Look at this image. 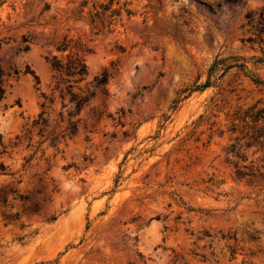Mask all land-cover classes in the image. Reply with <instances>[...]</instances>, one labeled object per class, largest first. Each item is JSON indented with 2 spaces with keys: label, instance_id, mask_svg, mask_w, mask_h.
Here are the masks:
<instances>
[{
  "label": "rangeland",
  "instance_id": "obj_1",
  "mask_svg": "<svg viewBox=\"0 0 264 264\" xmlns=\"http://www.w3.org/2000/svg\"><path fill=\"white\" fill-rule=\"evenodd\" d=\"M101 4L110 27L90 23ZM260 16L264 0H0V264H264ZM68 55L78 112L50 66ZM216 57L232 67L209 74Z\"/></svg>",
  "mask_w": 264,
  "mask_h": 264
},
{
  "label": "trees",
  "instance_id": "obj_2",
  "mask_svg": "<svg viewBox=\"0 0 264 264\" xmlns=\"http://www.w3.org/2000/svg\"><path fill=\"white\" fill-rule=\"evenodd\" d=\"M91 11H89L90 13V23L94 24L95 21H99L100 24L102 26H107L110 27L112 25V22L116 19V17L119 16V12L117 10H112L109 6L107 5H99V7H96L95 5L92 6ZM101 9V10H99ZM109 12V15H107V17L109 18V20H107V23L105 24V21L103 18H100V14L102 13H106ZM129 13V12H128ZM248 18H250L249 15H247ZM98 19V20H97ZM259 20H264L263 16L259 17ZM249 21H251V19H249ZM260 33H262V30H259ZM25 42H27V40L24 39ZM220 65L223 66V70L226 71L228 70L230 67H232V64H226V59H219V58H215L214 62L212 63V65L209 68V74L217 67H219ZM51 69L55 72L56 74V87L55 89L58 90L59 89V84L60 83H69V85H67V91L68 94L70 95V103H72L75 112H78L81 108V106L86 102V98L79 96L75 93L70 92L71 87L73 86L72 84H76L78 83L82 77L85 75L86 73V65L83 61V59H81L80 57L76 56V55H68L66 56L65 61H63V59H60L56 56L52 57V62L50 63ZM239 67H241L242 69H246L245 65H238ZM252 81L254 83L260 84L262 83L260 81V79L256 76H251ZM0 79H1V72H0ZM108 83V75L106 73H104L100 78H96L95 79V86L96 87H101L102 90H104V87L107 85ZM208 83V82H207ZM208 86L206 83L201 85V86H196V87H206ZM3 93H4V89L0 86V99L3 97ZM68 115L71 116L72 115V111L68 112ZM263 116H261L262 118ZM40 118V117H39ZM258 118H256L255 121H257ZM37 123V122H35ZM256 135L257 137H263L264 138V124L263 127L261 129H257L254 130L253 135ZM232 153H238L239 149H235V145L232 144ZM236 151V152H235ZM0 168L3 169L2 164L0 163Z\"/></svg>",
  "mask_w": 264,
  "mask_h": 264
}]
</instances>
